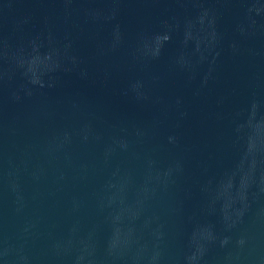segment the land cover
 Wrapping results in <instances>:
<instances>
[{
	"label": "water",
	"instance_id": "obj_1",
	"mask_svg": "<svg viewBox=\"0 0 264 264\" xmlns=\"http://www.w3.org/2000/svg\"><path fill=\"white\" fill-rule=\"evenodd\" d=\"M0 264H264V0H0Z\"/></svg>",
	"mask_w": 264,
	"mask_h": 264
}]
</instances>
